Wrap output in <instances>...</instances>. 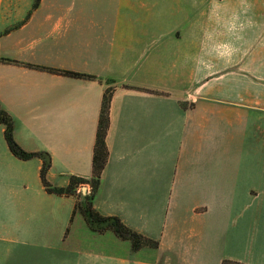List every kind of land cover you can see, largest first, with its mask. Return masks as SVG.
<instances>
[{
	"label": "crops",
	"instance_id": "obj_1",
	"mask_svg": "<svg viewBox=\"0 0 264 264\" xmlns=\"http://www.w3.org/2000/svg\"><path fill=\"white\" fill-rule=\"evenodd\" d=\"M148 1L156 9L104 14L89 11L91 0H0V103L14 141L48 153L47 180L65 188L71 176H93L102 101L115 81L94 208L165 250L182 245L177 230L164 232L168 222L182 227L175 200L185 211L192 190L202 194L209 123H264V0H185L183 13L176 0ZM43 164L15 156L0 123V264H48L49 251H64V209L71 227L77 197L48 193ZM139 219L158 232L139 230Z\"/></svg>",
	"mask_w": 264,
	"mask_h": 264
},
{
	"label": "rangeland",
	"instance_id": "obj_2",
	"mask_svg": "<svg viewBox=\"0 0 264 264\" xmlns=\"http://www.w3.org/2000/svg\"><path fill=\"white\" fill-rule=\"evenodd\" d=\"M144 1L91 0L87 7L104 14L156 9L148 0L143 5ZM159 1L164 8L163 0ZM176 1L177 13H183L185 0ZM252 117H235L218 128L209 123L208 137L203 140L207 143L206 155L212 161L205 165L203 184L199 185L202 194L193 189L186 198L185 211L179 210L181 205L176 197L172 215L184 216L182 227L168 222L164 230L168 235L177 230V242L182 245L164 242L162 247L172 248L155 249L154 243L160 245L157 239L144 236L149 242L137 250L132 242L118 240L112 232L106 236L92 232L79 214L69 227L70 211L65 207L64 251L53 255L49 251L47 263L264 264V165L259 163L264 156V123L254 122ZM88 187L83 185L78 195ZM151 223L139 219V230L155 234L158 228Z\"/></svg>",
	"mask_w": 264,
	"mask_h": 264
},
{
	"label": "trees",
	"instance_id": "obj_3",
	"mask_svg": "<svg viewBox=\"0 0 264 264\" xmlns=\"http://www.w3.org/2000/svg\"><path fill=\"white\" fill-rule=\"evenodd\" d=\"M36 1L38 4L39 0ZM6 61L9 63L17 64L16 61H11V60H6ZM25 66L32 69L46 70L53 73L64 74L66 76L77 79L94 80L97 78L95 76H91L87 74H81L71 71L55 70V69L31 65V64H25ZM108 82H109L108 83L109 87L106 89L103 97L100 118H99V125L96 135L94 157H93V176L89 179L81 178L77 176H71L69 179L70 180L69 185L67 187L59 188L53 186L47 180V173L51 167L50 155L44 152L24 151L14 141L12 136L14 121L12 117L7 113V111H5L2 108L1 103H0V123L6 126L7 141L11 151L15 156L23 160H29L32 158H40L43 160L44 164L41 173V179L48 193L55 194L57 196L77 197V203L73 211V218L79 214L80 216L83 217V219L85 220L89 229L92 232L104 234L105 232L111 231L120 240L132 242L134 248L138 250L144 246V243H146V241H148L144 236L138 234L137 232L127 227L119 218L104 217L94 208V201L100 189L102 175L109 158V150L107 146V133L110 126V108H111V100L114 91V87L112 85L115 83V81L110 80ZM129 87L134 88L131 86ZM139 90H143V88H139ZM83 185H89L91 188V192L87 195H83V194L78 195L77 191ZM78 197H81V199L78 200ZM154 244H156L155 248H157V243Z\"/></svg>",
	"mask_w": 264,
	"mask_h": 264
}]
</instances>
